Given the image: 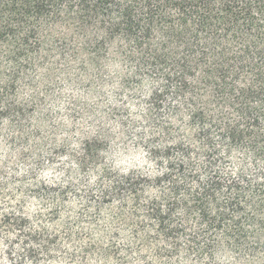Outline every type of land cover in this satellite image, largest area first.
<instances>
[{
	"label": "clouds",
	"instance_id": "clouds-1",
	"mask_svg": "<svg viewBox=\"0 0 264 264\" xmlns=\"http://www.w3.org/2000/svg\"><path fill=\"white\" fill-rule=\"evenodd\" d=\"M0 264H264V0H0Z\"/></svg>",
	"mask_w": 264,
	"mask_h": 264
}]
</instances>
